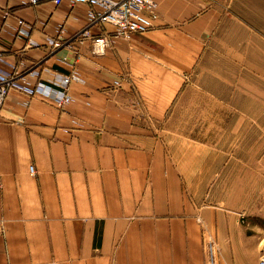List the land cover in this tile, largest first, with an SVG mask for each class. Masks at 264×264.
<instances>
[{"label": "crops", "instance_id": "1", "mask_svg": "<svg viewBox=\"0 0 264 264\" xmlns=\"http://www.w3.org/2000/svg\"><path fill=\"white\" fill-rule=\"evenodd\" d=\"M22 1L0 0L1 61L40 63V77H26L31 86L61 81L71 69L61 59L74 55L47 57L49 41L61 29L67 40L84 28L88 7ZM155 1L159 16L149 32L113 38L101 57L91 54V41L78 47L80 76L65 110L28 96L21 81L7 95L0 264H209V236L217 264H260L264 242L255 229L234 211L191 198L192 155L178 154L161 130L217 44L239 33L264 41L256 16L241 13L264 11V0ZM18 20L32 27L29 38L17 34ZM104 30L115 33L111 25Z\"/></svg>", "mask_w": 264, "mask_h": 264}, {"label": "rangeland", "instance_id": "2", "mask_svg": "<svg viewBox=\"0 0 264 264\" xmlns=\"http://www.w3.org/2000/svg\"><path fill=\"white\" fill-rule=\"evenodd\" d=\"M241 13H253L263 32L264 11ZM251 42L239 33L229 44L215 46L212 59L197 68L161 133L178 154L192 155L190 173L196 179L188 188L191 198L242 215L262 246L264 41ZM216 74L220 82L213 81Z\"/></svg>", "mask_w": 264, "mask_h": 264}, {"label": "built area", "instance_id": "3", "mask_svg": "<svg viewBox=\"0 0 264 264\" xmlns=\"http://www.w3.org/2000/svg\"><path fill=\"white\" fill-rule=\"evenodd\" d=\"M41 0H23L22 5L35 7ZM55 4L60 5L63 0H53ZM75 5H85L88 7L87 24L72 37L65 40L62 38L64 31L61 29L58 36L49 41L50 52L47 57L58 56L59 53L67 51L74 55L73 61L68 57H62L61 61L71 69L66 74L61 75V81L55 78L47 82L41 81L36 86L27 83L26 77H40V63L27 66L23 62L17 65L4 64V55L0 52V110L4 101L17 81L22 82L24 92L32 97H41L46 101H52L56 107L63 111L71 103L70 84L79 78L77 62L79 60V46L86 41H91V54L95 57L105 55L113 38L132 39L136 34H145L155 27L158 20V3L155 0H69ZM11 16L8 9L2 13L3 20ZM111 25L115 28L113 35L104 30V26ZM92 29H99L98 36L92 35ZM32 33V27L28 26L23 20H18L17 34L29 38ZM120 86L119 83L116 84ZM34 174V168H31ZM207 260L209 264H217V246L214 240L209 236L205 242ZM264 264V256L260 260Z\"/></svg>", "mask_w": 264, "mask_h": 264}]
</instances>
